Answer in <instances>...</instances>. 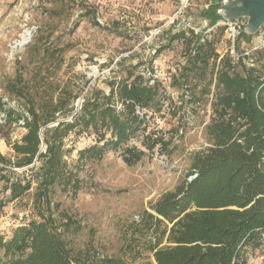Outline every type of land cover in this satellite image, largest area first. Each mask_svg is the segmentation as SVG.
Here are the masks:
<instances>
[{
	"label": "trees",
	"instance_id": "trees-1",
	"mask_svg": "<svg viewBox=\"0 0 264 264\" xmlns=\"http://www.w3.org/2000/svg\"><path fill=\"white\" fill-rule=\"evenodd\" d=\"M55 1L66 5L76 0ZM221 2L215 0L201 12L211 27L223 21L217 14ZM91 13L96 12L89 10L83 16ZM95 24L101 27L97 20ZM252 37L240 29L233 44L237 55L219 54L213 40L193 29L170 37V43L180 41L185 46L182 85L187 86L192 75L203 78L211 71L201 95L190 94L195 108L210 102L211 121L206 128L210 146L195 152L183 182L126 230L118 256L77 249L71 236L83 226L69 214L56 215L55 189L77 194L83 187L66 160L67 140L72 134L94 136L96 143L79 152L80 161L101 160L108 150L122 149L124 162L133 166L146 156L144 150L129 146L138 133L149 152L159 146L170 155L172 138L147 134L148 113L162 111L165 94L156 81L151 85L132 68L121 80L110 82L109 94L92 90L80 110L74 108L79 95H66L63 90L39 104L31 98L25 131L9 143L13 156L0 150V195L8 193L7 199L0 198V218L9 202L34 190L32 207L38 219L0 240V264H133L147 258L151 260L147 264H248V251L264 245V60L252 59L250 65L246 62L250 56L240 54L241 41L250 42ZM18 78L23 81L21 74ZM11 88L18 97L28 92L22 84ZM0 114L4 115L0 133L25 117L7 110L1 99ZM68 116L71 119L65 120Z\"/></svg>",
	"mask_w": 264,
	"mask_h": 264
},
{
	"label": "rangeland",
	"instance_id": "rangeland-1",
	"mask_svg": "<svg viewBox=\"0 0 264 264\" xmlns=\"http://www.w3.org/2000/svg\"><path fill=\"white\" fill-rule=\"evenodd\" d=\"M214 1L76 0L62 5L55 0H0V99L7 100V110L24 114L31 98L39 104L62 90L66 95H79L74 108L80 110L92 90L109 94L110 82L121 80L132 68L151 85L156 81L167 98L161 112L148 113L147 134L172 138L170 155L159 146L149 152L142 145V133H138L129 146L144 150L146 156L133 166L124 162L122 149L108 150L101 160L88 157L80 161L79 152L96 143L94 136L72 134L68 138L66 160L83 187L77 194L57 187L53 202L57 216L69 214L83 226L79 234L71 236L77 249L118 256L126 230L163 194L180 185L191 169L193 154L210 146L206 129L211 121L210 102L195 108L190 94L201 95L211 71L203 78L192 75L191 82L182 85L185 46L180 41L170 43L169 39L180 30L193 29L213 40L219 54L230 51L237 55L224 21L211 27L201 15ZM89 10L96 13L83 16ZM232 23L237 30L244 29L247 19ZM24 36L29 41L21 45ZM240 54L250 56L246 60L250 65L252 59L264 60V26L250 42L241 41ZM120 60H124L121 65ZM20 74L23 81L18 78ZM16 84L26 87L25 97L11 90ZM211 89L213 94L214 84ZM64 119L70 120L71 116ZM2 120L0 114V124ZM23 132L16 126L3 129L0 150L4 155L13 156L9 143ZM34 192L5 206L0 240L9 239L16 227L38 219L32 207ZM0 196L7 199L8 193L1 192ZM150 261L147 258L133 264ZM247 262L264 264V245L249 250Z\"/></svg>",
	"mask_w": 264,
	"mask_h": 264
},
{
	"label": "water",
	"instance_id": "water-1",
	"mask_svg": "<svg viewBox=\"0 0 264 264\" xmlns=\"http://www.w3.org/2000/svg\"><path fill=\"white\" fill-rule=\"evenodd\" d=\"M217 14L228 23L247 19L243 32L253 36L264 26V0H222ZM28 41L24 36L21 45Z\"/></svg>",
	"mask_w": 264,
	"mask_h": 264
},
{
	"label": "built area",
	"instance_id": "built-area-1",
	"mask_svg": "<svg viewBox=\"0 0 264 264\" xmlns=\"http://www.w3.org/2000/svg\"><path fill=\"white\" fill-rule=\"evenodd\" d=\"M224 24L230 29V34H229V39L232 41V43L234 44L239 33H240V30H237L236 29V25H234V23H228V22H224ZM7 101V100H6ZM6 101H3V103L5 104L6 106ZM4 115L1 114V117H3ZM26 119H30V116L28 113H25V117L23 119H21L18 124H16L17 128L20 129V130H23L25 131V124H26ZM193 178H195V176H192L190 178V180H192Z\"/></svg>",
	"mask_w": 264,
	"mask_h": 264
},
{
	"label": "bare ground",
	"instance_id": "bare-ground-1",
	"mask_svg": "<svg viewBox=\"0 0 264 264\" xmlns=\"http://www.w3.org/2000/svg\"><path fill=\"white\" fill-rule=\"evenodd\" d=\"M25 39L27 40V37H25Z\"/></svg>",
	"mask_w": 264,
	"mask_h": 264
}]
</instances>
